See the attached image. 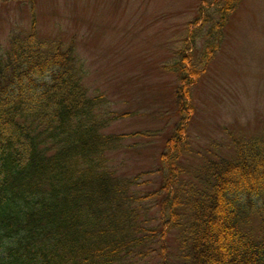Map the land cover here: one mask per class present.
Wrapping results in <instances>:
<instances>
[{"label":"trees","instance_id":"trees-1","mask_svg":"<svg viewBox=\"0 0 264 264\" xmlns=\"http://www.w3.org/2000/svg\"><path fill=\"white\" fill-rule=\"evenodd\" d=\"M238 2L207 7L219 20L205 58ZM200 35L171 67L176 120L148 192L136 188L150 180L112 167L110 154L139 133L107 130L119 115L88 91L71 41L40 37L33 21L0 46V264H264V137L229 134L228 156L189 141L203 70L187 50Z\"/></svg>","mask_w":264,"mask_h":264},{"label":"rangeland","instance_id":"rangeland-1","mask_svg":"<svg viewBox=\"0 0 264 264\" xmlns=\"http://www.w3.org/2000/svg\"><path fill=\"white\" fill-rule=\"evenodd\" d=\"M212 2L0 0V46L12 33L27 32L33 21L40 37L71 41L88 91L103 94L119 115L107 130L139 133L110 154L112 167L125 176L140 175V182L150 180L136 188L148 192L159 183L151 172L176 120L179 81L171 67L191 31L201 35L187 52L203 70L192 87L187 131L194 151L228 156L229 134L264 137V0H239L207 59V31L219 20L216 9L207 8ZM197 23H203L200 33Z\"/></svg>","mask_w":264,"mask_h":264}]
</instances>
